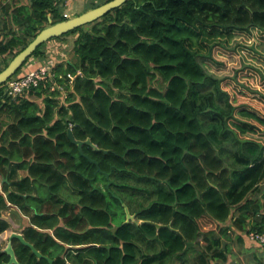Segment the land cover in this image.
<instances>
[{
    "label": "trees",
    "instance_id": "trees-1",
    "mask_svg": "<svg viewBox=\"0 0 264 264\" xmlns=\"http://www.w3.org/2000/svg\"><path fill=\"white\" fill-rule=\"evenodd\" d=\"M65 5L5 6L0 72L67 19ZM72 34L74 60L48 52ZM256 43L264 0H128L39 45L14 76L51 55L65 76L16 98L0 85V236L16 207L31 214L25 239L54 264H223L233 241L264 247L250 238L264 233V66L241 53ZM70 129L100 149L81 152ZM12 244L21 264H50Z\"/></svg>",
    "mask_w": 264,
    "mask_h": 264
},
{
    "label": "water",
    "instance_id": "water-1",
    "mask_svg": "<svg viewBox=\"0 0 264 264\" xmlns=\"http://www.w3.org/2000/svg\"><path fill=\"white\" fill-rule=\"evenodd\" d=\"M127 1L128 0H110L97 7L90 8L79 15L67 18L65 20L56 23H52V20H50L51 24L43 28L36 35V37L10 61L8 66L0 72V85L5 83L8 78L13 76L18 71V69L23 66L26 60L34 53L36 48L42 43L48 41L53 37L59 36L70 30H73L79 26L93 22L110 12L112 9L121 6ZM69 137L73 143L79 146L81 152L83 150L84 144H90L97 150L100 149L95 143L92 142L90 138H88L87 140H79L75 138L71 129L69 130ZM90 160L97 164L95 160L91 158ZM98 170H100L99 167ZM124 207L127 217L125 222L134 220L135 216L131 214L129 207L127 205H124ZM150 223L155 224L158 228L166 226L164 224L152 221H150ZM167 226L171 228L170 224ZM14 238L20 239L24 244L29 246L39 259L45 258L49 261L50 264H54V260L51 257L44 255L40 250L35 247L33 243L26 240L22 233L16 231L12 232V234L10 235L9 243L4 249L10 255V259L8 262H3L2 264H21L16 257L15 250L12 244ZM189 245L190 243L187 244V247H189Z\"/></svg>",
    "mask_w": 264,
    "mask_h": 264
},
{
    "label": "rangeland",
    "instance_id": "rangeland-1",
    "mask_svg": "<svg viewBox=\"0 0 264 264\" xmlns=\"http://www.w3.org/2000/svg\"><path fill=\"white\" fill-rule=\"evenodd\" d=\"M2 1V0H1ZM5 1V0H4ZM7 1V0H6ZM90 0H66V5L64 12H67L70 16L73 17L76 15H79L86 11L88 9V3ZM27 3L28 0H11L8 2V5H16V3ZM6 4L0 2V16L4 17V21L0 22V28L4 27L7 30V26L10 27L12 25V22L10 23L7 20V16L9 15L6 11L5 8ZM2 17V18H3ZM9 19V16H8ZM4 33V32H3ZM76 38V35H68L66 37H63L61 39H56L52 40V42H49L48 45L52 44H61L64 40L67 43L62 46H58L59 50L57 51L58 57L59 58H65L66 60H74L75 59V54H74V40ZM46 45V47L48 46ZM256 47L255 50H252L250 48H246L244 52H241L243 54V57L246 62H250L252 64H255L256 66L263 68L264 66V49H262L257 43L254 45ZM55 48H52L54 50ZM50 60V58H49ZM36 59L33 57L29 59L28 62L25 63V65L22 68V72H26L28 68L34 66L36 64ZM2 65V62L0 60V66ZM52 90V89H51ZM25 171H21L20 174H24ZM2 176L0 175V184L2 183L1 181ZM62 191V190H61ZM60 191V193H61ZM62 193L67 194V191H62ZM4 215L8 218V220L12 221V225L6 232H4L0 236V244L1 247H6L7 244L9 243V238L10 235L12 234L13 231L20 232L22 229V226H20V223L22 221L21 216L22 212H19L16 207H12L11 209L5 210ZM252 242V243H248ZM247 244L240 245L237 243V241H233L231 243L232 246V252H233V259L230 257L228 262L223 263V264H248L249 262H252L253 264H259L261 262L262 254L259 251L258 247L256 245H253L255 242L253 241H248ZM252 251V252H250Z\"/></svg>",
    "mask_w": 264,
    "mask_h": 264
},
{
    "label": "built area",
    "instance_id": "built-area-1",
    "mask_svg": "<svg viewBox=\"0 0 264 264\" xmlns=\"http://www.w3.org/2000/svg\"><path fill=\"white\" fill-rule=\"evenodd\" d=\"M64 16L66 18H70L69 17L70 15L67 12H64ZM63 44L64 43L62 42L60 45L59 44L50 45L48 48V52L50 54L53 53L57 49L58 45L62 46ZM52 48H55V49L52 50ZM57 51H58V49H57ZM51 56L52 57L50 58V60L46 64L40 65V66L32 69L31 71L26 73L24 76L16 77L13 75L10 78H8L7 81L5 82L6 83L5 84L6 93L9 96L16 98L19 94H22L24 91L31 89L32 86H38L40 84V82H42L46 79H49V80H51V82H53L52 87H51L52 90H54L55 87L61 88L60 83L58 82L56 77H64L65 75L62 73H59L55 69L56 68V59L53 55H51ZM67 77L71 78V80H72V79H74L75 76L72 75L71 73H68ZM56 82H58L59 84H56ZM250 238H251V240H254V241L259 240L260 242L264 243V233L259 234L256 232H252L250 234Z\"/></svg>",
    "mask_w": 264,
    "mask_h": 264
},
{
    "label": "flooded vegetation",
    "instance_id": "flooded-vegetation-1",
    "mask_svg": "<svg viewBox=\"0 0 264 264\" xmlns=\"http://www.w3.org/2000/svg\"><path fill=\"white\" fill-rule=\"evenodd\" d=\"M21 219H22V221L20 223V226H22V229H21L20 233L24 234V231L27 230L31 226V214L22 213Z\"/></svg>",
    "mask_w": 264,
    "mask_h": 264
},
{
    "label": "crops",
    "instance_id": "crops-1",
    "mask_svg": "<svg viewBox=\"0 0 264 264\" xmlns=\"http://www.w3.org/2000/svg\"><path fill=\"white\" fill-rule=\"evenodd\" d=\"M9 1H11V0H0V2H2V3H4V5L6 4H8V2ZM20 4V2L19 3H16V5H19ZM3 16H0V22H2V20H3V22H5L4 21V17L2 18ZM7 20L9 21V19H8V16H7ZM53 45V44H52ZM59 46V45H58ZM57 49L59 50V47H57ZM55 57V56H54ZM248 242V241H247ZM248 243H252V242H248ZM247 244V243H246ZM253 245H256V247H258V249H259V251L261 252V254H262V260H261V262H259V264H263L264 263V247H261V246H259L258 244H253ZM250 252H252V251H250ZM248 264H253L252 262H249Z\"/></svg>",
    "mask_w": 264,
    "mask_h": 264
}]
</instances>
